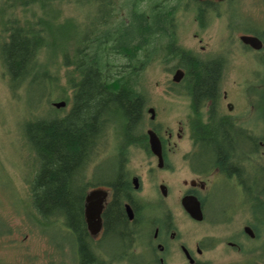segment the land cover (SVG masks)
<instances>
[{
    "label": "trees",
    "instance_id": "1",
    "mask_svg": "<svg viewBox=\"0 0 264 264\" xmlns=\"http://www.w3.org/2000/svg\"><path fill=\"white\" fill-rule=\"evenodd\" d=\"M216 5L215 0H0L1 71L12 97L26 111L19 134L36 161L26 203L38 223L44 218L57 229L61 223L70 229L83 224V165L102 148L114 145L101 167L103 175L127 189L128 143L148 137V101L140 83L153 62L182 68L195 101L214 99L226 59H202L181 45L176 13L193 10L204 29ZM244 31L263 42L256 52L264 84V27ZM119 58L124 63L118 64ZM60 100L69 107L52 105ZM193 133L205 141L209 156H224L235 144L226 124L195 126ZM262 171L253 189L246 187L240 195L254 216L257 237L264 234V167ZM112 212L111 221L114 216L116 222L124 220L117 208ZM263 250L264 240L249 263L229 264H264ZM81 264H94L85 245Z\"/></svg>",
    "mask_w": 264,
    "mask_h": 264
},
{
    "label": "flooded vegetation",
    "instance_id": "2",
    "mask_svg": "<svg viewBox=\"0 0 264 264\" xmlns=\"http://www.w3.org/2000/svg\"><path fill=\"white\" fill-rule=\"evenodd\" d=\"M227 69L228 61L224 71ZM227 77L225 73L222 75L221 90L216 92L214 99L203 97L198 101L186 89L184 77L179 82L171 79V91H168L171 94V125L160 111L157 115L155 107L157 117L151 119L150 116L145 121L146 135L152 129L160 137L163 165L159 166V158L151 150L149 137L129 142L127 147L128 165L132 154L146 152V158L152 160L147 168L149 184L138 173H131L126 189L125 185L117 186L104 176L101 167L109 156V148H102L97 158L91 157L84 163V184L79 186L83 192V224L73 229L60 224L58 229L62 239L57 246L62 264L65 263L67 246L71 249L68 252L72 255V264H81L83 245L87 246L94 264L209 263L203 256L222 241L206 234L193 243H187L178 216H186L196 223L227 225L240 208L248 206L241 197L242 193L246 187L253 189L264 167V128L259 132L251 124L247 96L240 91V95L235 97L230 88H224ZM151 107H147V112ZM162 107L163 111H167L165 103ZM221 124L229 126L235 144L224 156H209L205 141L194 137L193 128ZM158 169L167 170L168 176L154 184L157 193L153 195L149 188L151 181L156 179L153 176ZM135 177L139 179L138 188L133 184ZM220 184L228 187L230 194L233 191L237 194L233 203L230 195L216 203L217 208L210 216V198ZM162 185L166 187V195L161 191ZM92 192H97L95 199L102 202V210L99 221L96 219L98 226L91 229L87 222L86 205ZM173 193L177 195L175 202L172 201ZM190 195L197 197L201 203L204 217L201 221L193 219L183 206V198ZM242 200L244 203L240 206ZM113 208L118 209L124 220L116 222L114 216L111 221ZM112 222H116L114 226ZM251 222L252 217L245 219L242 231L246 238L253 240L256 236L251 238L244 232L246 226L252 227ZM232 237L224 242L235 252H243Z\"/></svg>",
    "mask_w": 264,
    "mask_h": 264
},
{
    "label": "rangeland",
    "instance_id": "3",
    "mask_svg": "<svg viewBox=\"0 0 264 264\" xmlns=\"http://www.w3.org/2000/svg\"><path fill=\"white\" fill-rule=\"evenodd\" d=\"M189 5H193V2ZM216 6L217 10L211 13L209 24L204 29L199 27L193 10L177 11L179 42L186 48L194 50L202 59L221 56L228 61V69L225 72L228 75L227 84L224 88H230L235 97L240 95V91L247 96V111L251 124L256 131L262 132L264 84L263 73L258 64L259 54L243 47L239 37L245 34L244 30L263 29L264 0H222ZM124 61L125 59L119 58L116 62L119 64ZM1 68L0 63V264H62L61 253L57 246L62 239L59 229L51 226L44 218L38 223L36 214L26 203L29 198L28 177L32 176L36 161L33 152L21 140L19 134L20 120L26 113L23 103L12 97ZM176 70L173 69V64H163L157 60L144 71L140 83V89L148 101L147 107H155L157 115L160 111L169 125H171V94L168 91H171V79ZM62 72L61 76H63ZM40 94V91L34 93L35 97ZM163 103L167 105V111H163ZM68 107L69 105L65 108ZM146 114L145 121H148L150 113L147 110ZM146 129L145 124V132ZM113 147H109L110 152L113 151ZM146 156V152L132 154L128 169L133 174L141 175L149 184L147 168L151 159H147ZM114 162L115 160L111 159V163ZM167 176V170L156 171L153 176L156 179L151 181L149 188L153 195L157 193L154 184L158 179ZM236 192L230 194L229 188L220 184L215 189V195L210 198L209 215L211 216L212 211L217 208L216 203L227 199L229 195L233 203ZM172 201H177L175 193L172 194ZM251 217L254 218L252 212L249 211L248 206H245L234 214L232 221L227 225L196 223L182 215L178 216V220L184 231V240L189 244L201 236L205 237L206 234L221 240L222 243L217 248L208 251L203 257L210 264H229L240 261L249 263L254 251L263 244V232L260 237L256 236L253 240L243 234L244 220ZM231 235L235 239L234 242L240 244L243 252H235L224 242ZM249 247L254 249L252 253L245 252V248L249 249ZM68 250L71 251L70 246L65 250L64 264H72V255Z\"/></svg>",
    "mask_w": 264,
    "mask_h": 264
},
{
    "label": "water",
    "instance_id": "4",
    "mask_svg": "<svg viewBox=\"0 0 264 264\" xmlns=\"http://www.w3.org/2000/svg\"><path fill=\"white\" fill-rule=\"evenodd\" d=\"M197 1H205V0H197ZM220 1V0H217ZM240 41L246 45L251 47L254 50H261L263 47V42L262 40L256 36V35H251V34H242L240 36ZM185 75V72L182 68H178L173 77L172 80L175 82H179L183 79ZM52 105L56 108H64L67 106V102L64 100H60V101H54L52 103ZM148 112L151 114V119H155L156 116V111L154 107H151L148 109ZM147 135L149 137V144L151 147L152 152L158 156L159 158V166L163 165V154H162V145H161V140L160 137L158 136V134L152 130L149 129L147 131ZM133 184L135 186V188L139 187V179L137 177H135L133 179ZM161 191L164 195L167 194V190L165 185L161 186ZM97 192H92L87 199V205H86V217H87V222L89 223L90 228L92 229L93 226H98V222H96V219H100V212L102 210V202L101 201H96L95 197H96ZM183 206L185 208V210L189 213V215L197 220V221H201L203 220V211L201 208V203L198 200L197 197L195 196H185L182 200ZM244 232L251 238H254L256 236V233L254 231V229L250 226H246L244 228Z\"/></svg>",
    "mask_w": 264,
    "mask_h": 264
}]
</instances>
